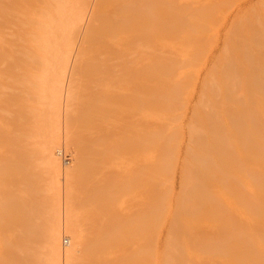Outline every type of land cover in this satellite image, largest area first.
Instances as JSON below:
<instances>
[{
  "label": "bare ground",
  "instance_id": "obj_1",
  "mask_svg": "<svg viewBox=\"0 0 264 264\" xmlns=\"http://www.w3.org/2000/svg\"><path fill=\"white\" fill-rule=\"evenodd\" d=\"M89 2L0 0V216L14 204L22 207L23 220L17 230L13 220L0 218V264H264V137L254 133L264 130V2L235 24L226 58L204 81L189 127L167 262L155 239L169 189L152 190L139 175L154 180L174 158L168 140L180 130L169 123L183 102L157 100L179 90L180 56L197 52V31L180 35L182 28L203 23L216 10L215 0L98 1L80 55L104 68L96 77L84 74L86 59L79 55L74 81L80 92L73 81L79 93L67 95L69 107L78 109L75 134L68 130L79 154L73 174L57 158L66 137L51 118ZM141 2L145 14L131 12ZM73 175L81 196L76 218L69 208ZM116 188L118 200L109 194ZM229 199L227 217L212 208ZM135 204L148 207L149 223L127 224ZM64 232L73 246L62 250ZM78 243L81 251L74 249Z\"/></svg>",
  "mask_w": 264,
  "mask_h": 264
},
{
  "label": "rangeland",
  "instance_id": "obj_2",
  "mask_svg": "<svg viewBox=\"0 0 264 264\" xmlns=\"http://www.w3.org/2000/svg\"><path fill=\"white\" fill-rule=\"evenodd\" d=\"M98 1L99 0H90V2L88 3L89 7H87V13L83 20V23L79 27L78 34L74 39V44L68 50L70 60H69L68 68L65 71V79L63 81L64 85L58 83L60 91L62 92V93L60 92L61 96H63L61 98L62 100L60 101V105L59 104L57 105L60 106L58 108L60 110L58 111V109L57 110L55 109L56 112L55 114L53 112V116L51 118L53 119V121H55V123L56 122L57 123L59 122L58 124L61 123L60 125L62 131H64L62 132V134L63 136L65 134L66 137V148L63 153L64 155L62 154L63 156L61 157L59 156L57 158L59 160L62 170H64V172L70 170L71 172H73V174L75 171H77L78 168L79 163L77 159H79V154H78V148H76V144H72L71 141V140L74 141L75 135L70 136L68 132L72 130L73 134H75L74 131L77 126L76 118L78 116V109L76 107H69L67 95L69 91H73L74 93H76L77 92L76 90L79 89L80 92V86H79L80 84L77 83L78 82L77 80L76 82L74 81V79L76 78L74 73V67L80 55L81 46L84 42L86 32L89 28V23L92 20L93 14L97 10ZM263 2L264 0H215L216 10L214 12L208 13L206 18L203 20L204 21L203 23L188 22L180 32V35H182L195 30L197 31L196 34L200 39L198 43L197 42L194 43L195 46L198 47L196 50L197 52L195 53L187 52V53H183L180 56V60L182 61L183 66L179 72L181 76L179 75V78L175 81V83L179 85L178 86L179 90L177 91L175 89H169L164 97H160L157 100V102L161 100L163 103H171L172 105H175L178 99H180L183 102L181 106H175V108L173 109L174 111L172 113L173 120L169 123V126L172 130L174 129L180 130L179 134L172 135L168 140V145L171 148V153L173 154L174 158H172L167 165L161 167L162 169L160 175L156 177L154 180L148 181L144 174L139 175V179L142 180L141 183L144 185H148L149 188L152 190H154L155 188H160V186L169 189L165 197L166 200H168L169 202L167 214L163 217V220L161 221L160 226L157 229L156 239H155L156 248L160 252L162 256V260H164V262H167L169 260L170 255L166 247V241L168 234L170 232L172 218L175 212V205L177 200L179 199L183 187L184 175L187 171L186 153H187V147L190 143L189 127L195 108L198 106V103L202 95L204 81L207 75L209 74V72L214 67L215 63L219 60L226 58V56H224L222 52L225 46H227L226 44L228 43L229 40L228 39L229 34L234 28L235 24L238 23L239 21L246 19L248 15H251L253 13L254 14L258 13L260 11V5ZM146 7H147L146 4L143 2L136 3L135 5L132 6L131 12H133L134 14L144 15ZM100 25L101 24L99 22L95 23L96 27H100ZM168 30H167V34L170 37L173 35V31L172 28L169 31ZM80 56H83L82 58L84 60L86 59L85 60L86 66L83 71L84 74L96 77L103 70L104 68L103 65H101L97 59H93L92 57L84 58L86 56H84L83 54H81ZM73 81L74 83H76L75 85L77 87L79 86L78 89L76 86H73ZM260 88L261 86L258 85L256 87V90H260ZM79 92H77V94ZM70 128L71 130L68 131ZM254 133L255 136L257 135L259 137H264V130L261 127H257ZM35 139L37 138H34V140ZM60 147L55 150L56 153L58 149H61ZM211 168L212 167L210 165H207L205 170L208 171L211 170ZM222 170L223 173L227 175L226 169H222ZM74 178L75 175H73L72 181L68 183L69 191H70L69 208L73 218L74 217L76 218L78 217L80 212L79 202H81V196L76 190L77 182L76 180L74 181ZM63 184L64 183L62 181L61 186ZM235 184L238 183H234L233 184L234 187H236ZM64 189H65V184H64ZM109 194L111 197H114L115 200L116 199L118 200L121 194V190L119 188H116L110 191ZM46 197L49 200V202H53L55 200L51 192H48L46 194ZM230 203L231 201L229 199V201L225 200L222 203L215 204L213 207L212 206L211 207L215 209L218 213H220L221 216L227 217L228 215L227 210ZM21 210H22L21 206H15L14 204H10L4 209V212L1 214L0 218L1 219L7 218L13 220L14 223L13 228L18 230L21 228L23 224V220L18 216V213ZM128 212L130 213L131 217L127 220V224L130 227H134V224L137 222L142 224L144 223L147 224L150 222L149 220L151 218V214L148 212V207L144 204L131 205L128 209ZM222 220L223 219L221 218L220 220L215 222L217 227L216 229L217 234H220L222 232V228H221ZM80 230L82 233H84L83 227H80ZM262 232L264 233V226L262 227ZM65 233L66 232H64L61 236L62 250L69 249L73 246V240L71 239L70 236H68L67 233L66 234ZM133 236L135 235L133 234ZM65 240H67L66 243L67 245L64 244ZM233 242L234 241L232 242L230 241L228 246H231L232 248L234 244ZM78 244L74 246V249H76L77 251H81L82 250L81 244L80 243ZM246 248L252 249V246L247 245ZM44 252L46 256L49 253V249L45 248ZM46 258L48 259V255L46 256Z\"/></svg>",
  "mask_w": 264,
  "mask_h": 264
}]
</instances>
